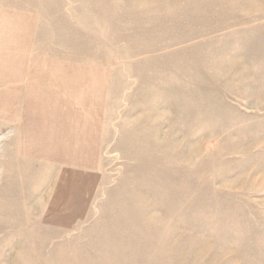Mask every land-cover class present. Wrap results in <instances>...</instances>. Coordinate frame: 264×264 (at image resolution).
Returning <instances> with one entry per match:
<instances>
[{
	"label": "rangeland",
	"instance_id": "374dc122",
	"mask_svg": "<svg viewBox=\"0 0 264 264\" xmlns=\"http://www.w3.org/2000/svg\"><path fill=\"white\" fill-rule=\"evenodd\" d=\"M0 264H264V0H0Z\"/></svg>",
	"mask_w": 264,
	"mask_h": 264
},
{
	"label": "crops",
	"instance_id": "0c3cea01",
	"mask_svg": "<svg viewBox=\"0 0 264 264\" xmlns=\"http://www.w3.org/2000/svg\"><path fill=\"white\" fill-rule=\"evenodd\" d=\"M94 177V176H93Z\"/></svg>",
	"mask_w": 264,
	"mask_h": 264
}]
</instances>
